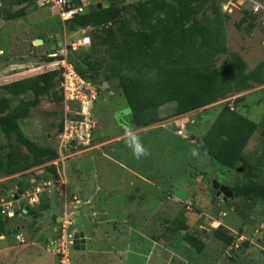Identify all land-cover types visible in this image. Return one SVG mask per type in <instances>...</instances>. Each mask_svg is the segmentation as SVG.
Instances as JSON below:
<instances>
[{"label": "trees", "instance_id": "16d2710c", "mask_svg": "<svg viewBox=\"0 0 264 264\" xmlns=\"http://www.w3.org/2000/svg\"><path fill=\"white\" fill-rule=\"evenodd\" d=\"M70 1L73 6L83 2ZM223 2L144 0L141 5L128 2L122 6V14L113 21L110 19L112 7L87 14L77 12L66 20L56 13L54 32L78 33L87 29L91 44L76 50L70 48L67 53L52 56L49 54L57 53L62 46L52 32L54 47L51 50L43 52L42 47L30 43L28 57L21 59L26 63L36 58L41 64L38 63L32 69L13 70L0 79V132L6 138V142H0V198L14 199V196L9 195L11 191L16 193L22 189L26 192L33 190L39 183L59 181L60 173L56 165L38 168L58 157V145L53 148L30 138L18 120L30 115L46 98L57 106L46 111L48 116L62 110V120L56 126V135L63 131L65 121L73 116L64 109L65 91L62 82L65 66L61 61L66 59L84 80L95 86L98 98L105 81L111 84L110 89L116 88L123 94L130 108V116L129 124L122 131L143 129L145 133L158 128H153V125L164 120L199 111H202V115L196 118L198 122L192 121L199 129H203L209 106H220L206 133L192 139L196 150L207 158L216 169L217 176L224 179L222 184L227 185L233 193L226 200L222 199V202L212 203L208 200L205 210V213L222 219L220 223L214 224L211 239L221 244L223 249L228 247L231 250L246 232L247 224L253 221L252 216L259 212V207L264 206V116L256 119L249 114L253 104H259L263 97L260 101L246 103L250 93L241 95L256 88L264 91V58L251 65L242 51L232 49L229 34L233 25L249 35L257 32L264 37V26L262 12L254 11L248 0L240 5V9L227 11L223 10ZM35 3L36 0H14V4L21 8L11 12L9 7H1L0 15L7 13L6 17L10 19L23 16L27 8ZM233 10H236L239 18L235 17ZM57 25H60L59 28ZM38 38L44 39L46 48L49 44L46 42H50L49 35L40 34ZM9 44L11 46L12 43ZM2 45L0 43V48ZM8 45L3 46L9 48ZM3 55L0 53V60L6 57V54ZM234 96L237 97L232 99ZM70 105L71 108L82 109L78 101H72ZM241 105L246 111L242 110ZM258 131L262 134V152L251 157L246 150ZM137 134H141V131ZM107 138L99 136L98 139ZM185 138L190 140L191 135ZM21 147H25V150ZM8 176L10 179L2 180ZM33 177L35 179L31 181ZM200 179L203 181L199 189L202 188L203 192L212 189L211 180ZM26 203L22 209L24 221L33 217L36 220L50 208V204L42 203L34 207ZM186 207H181L173 218L159 227L158 234L151 236L157 240L164 239L172 250L181 247L179 244L182 242H187L188 247L196 252L193 258L198 255V258L203 257L212 264L213 256H220L218 253L221 251L217 253L212 250L206 239L208 235L192 228L189 223L190 210ZM229 215L239 221L234 222L233 229L223 222ZM54 219L56 221V217ZM12 221L13 218L4 213L0 206V236L10 238L8 231L13 227L24 224L26 229L32 224L24 222L12 225ZM29 227L31 235L36 236L38 231ZM42 238L48 240L45 235ZM54 243L52 237L50 244ZM242 246L239 242L238 248ZM229 251L223 250L230 262L236 263V254L232 255ZM6 252L2 251L1 256L7 255ZM55 253L61 264V254L56 250ZM177 262L188 264L181 257Z\"/></svg>", "mask_w": 264, "mask_h": 264}, {"label": "rangeland", "instance_id": "374dc122", "mask_svg": "<svg viewBox=\"0 0 264 264\" xmlns=\"http://www.w3.org/2000/svg\"><path fill=\"white\" fill-rule=\"evenodd\" d=\"M27 11L29 16L24 17L23 22L17 25L21 28V31H17L20 34V41L23 36H25L23 40L28 41L31 37H36L37 34L49 35L55 31L56 13L54 17L49 10L40 9L34 4L29 6ZM232 12L236 18H239L236 10ZM45 13L48 14L47 18H45ZM58 22L60 21L58 20ZM10 24L6 23L3 27L4 31H1L0 43H3V45L13 42L9 38L11 34H8L13 31ZM14 26L13 24L12 27ZM59 26L57 25L58 28ZM60 35L68 43L76 42L73 38L76 36L66 34V32ZM58 37L57 34L56 38ZM229 38L232 49L242 51V54L251 65L264 58V37H261L257 32L249 35L232 25ZM53 39L54 37L48 40L51 42ZM46 43L48 44L49 41ZM25 44L26 42L22 41L17 44L19 46L15 43H12L13 46L11 47L9 44V48L1 46L0 53L6 54V57L0 60V79L13 70L32 69L38 63L41 64L36 58H33L30 62H22L23 57H28L27 52L30 48ZM41 45L36 44V46L42 47L43 52L49 50L47 46L45 48V45ZM64 46H61L58 52ZM11 60L19 64H11ZM114 84H116V81H114ZM114 84L112 83V85ZM109 87L110 85L106 88ZM256 89L241 94L250 93L247 96L246 103L248 101H260L262 97L264 99V91ZM236 97L234 96L232 99ZM263 99L259 104H253L250 108V117L263 118ZM94 107L90 106L89 103L86 111L93 112L94 124L97 125L95 135L98 138L102 136L108 137V139L104 140L106 144L98 145L96 143L97 148L92 149L97 154V158L94 157L91 162L94 168L88 165L82 168L87 173V180H90L85 185L89 186L91 184V194L92 197L94 196L93 200L91 197V204L94 208L92 209L90 206L85 208L84 216L75 214V224L72 229L74 230L77 227L78 222L92 221V225H83L90 228L87 229L88 235L89 232L93 233L95 227L96 238L88 241L87 250H76L74 247L71 248V251L69 250L73 256L72 264H180L177 262L179 257L188 264H210L209 260H205L203 257L198 258V255L197 258H193L196 252L188 247L187 242H182L181 245L179 244L181 247L172 250L167 246L164 239L157 240L151 236L152 234H158L159 227L169 221L168 219L173 218L183 206H187L186 209L190 210L189 223L192 228L200 231L206 228L205 233L208 236H205H207L206 239L213 248L212 250L223 253H218L220 256H213L214 263L212 262V264H264V248H261L264 247V206L258 208L259 212L252 216L253 221L251 220L247 224L245 227L246 232L240 237L239 241L249 240L248 246H242L239 249L236 245L233 253H231L232 255L236 254V263H231L226 252H223V250L229 251L230 248L223 249L221 244L211 239L210 233L214 224L220 223L222 219L205 213L206 204L208 200L212 203L222 202L223 198L216 197L213 199L210 193L212 189L206 192H203L202 188L199 189L201 181H203L200 178L203 177L207 181L217 180L219 183H223L224 179L217 176L216 169L213 168L212 164L196 150L192 138L206 133L218 112L220 107L218 104L209 106L205 113L203 129H199L192 121L194 119V122H198L196 118L202 115V111H199L179 118L164 120V122L153 125V128L159 126L158 128L145 133H143V129L133 131L148 150V155L140 159L133 156L132 149L126 142L128 140L126 131H122L129 124L128 118L130 116V108L123 94L116 88L103 89ZM56 108L55 103L44 98L42 103L31 111L30 115L23 116L18 121L30 138L42 144H48L53 148L58 145L59 148L62 138L56 135V126L62 120V110L55 112L53 116H48L46 113L48 109ZM76 108H72V111ZM241 108L246 111L244 105H241ZM58 109L60 110V108ZM64 109L66 111L69 109L68 100L64 104ZM210 116L212 117L208 121ZM140 131L141 134H137ZM0 133V142H6L4 134ZM190 135V140L185 138V136ZM261 139L262 134L258 131L248 144L246 151L249 156L253 157L261 154ZM21 148L25 150V147ZM75 150L80 153L91 149L80 144ZM71 158H68L66 163L64 162L66 168L64 174L67 177L68 190L73 193L72 190H75L76 187L74 186L77 185L73 180L76 174L72 177L67 170ZM84 159L85 157L78 158L77 165L81 166L86 163ZM61 175L63 178L62 172ZM7 179H10V176L2 180ZM47 190L48 188L44 191ZM193 205L196 206L193 207ZM83 207L84 205L81 208ZM57 211L62 212L63 208L59 207ZM34 219V217L33 219L28 218L25 222L27 224H33L34 222L33 225L28 226H32V229L37 230L38 233H43L48 240L43 243L39 240L42 246L28 243L31 240V231L29 230L31 228L27 226V231L23 233L27 238L26 243H20L14 235H9L10 238L7 241L4 240L5 242L1 240L0 249L3 246L10 247H7V255L3 257L1 256L3 254H0V264H4L3 261H6L7 264H59L55 253L56 245L50 244L51 238L54 239L60 232L58 223L53 221L51 225H47L45 215L36 218V220ZM24 220L22 216H19L12 224L18 222L23 224ZM235 221L239 222L238 218L231 215L223 219V222L232 229L235 228ZM258 238L261 240L257 241ZM94 252H97V254H94ZM189 255H191V258ZM248 259L253 262L250 263Z\"/></svg>", "mask_w": 264, "mask_h": 264}, {"label": "built area", "instance_id": "2783aa9c", "mask_svg": "<svg viewBox=\"0 0 264 264\" xmlns=\"http://www.w3.org/2000/svg\"><path fill=\"white\" fill-rule=\"evenodd\" d=\"M252 3V7L256 12H262V25L264 26V0H248ZM245 0H224L223 10H231L233 8L240 9V5L244 4ZM38 7L48 6L53 13H58L62 20L69 19L74 13L83 10V5L73 6L70 0H36ZM90 43V37L84 36L81 40L72 44L73 49L79 48L82 44ZM65 50L61 49L59 54L67 52V46ZM58 53L51 54L52 56ZM65 70L63 72L64 80L62 86L65 91L66 100L80 101L82 103V109L76 111V114L84 115V119L70 118L65 121L63 133L60 135V150L66 149L70 142H78L83 145L89 146L91 144V132L93 122L91 119V112L86 111L88 104L92 106V102L97 98V91L95 87L85 81L75 70L72 64H69L66 59L61 61ZM59 63V62H57ZM74 200L77 201V197L74 196ZM31 201H37L36 197H32ZM10 206V204H9ZM72 224L70 215L66 216L63 220L61 227V235L55 240L56 252L61 254V264H70V246L73 242V234L69 227ZM20 238V236H19ZM23 240L22 238H20Z\"/></svg>", "mask_w": 264, "mask_h": 264}, {"label": "clouds", "instance_id": "9594fccd", "mask_svg": "<svg viewBox=\"0 0 264 264\" xmlns=\"http://www.w3.org/2000/svg\"><path fill=\"white\" fill-rule=\"evenodd\" d=\"M83 2H82V4L81 5H83V7H84V3L86 2L85 0H82ZM34 5H36V3L34 4ZM37 6V5H36ZM45 7H48V6H45ZM40 8H43V7H40ZM89 36V35H87V34H84L83 36H81V37H79L78 39H76V42H78L79 40H81L84 36ZM90 37V36H89ZM76 42H72V43H61V45L63 46V45H65V46H67V50L68 49H70V48H72V44L73 43H76ZM91 44V37H90V43H88V44H82L81 46H79V48L80 47H87V46H89ZM64 46V47H65ZM63 47V48H64ZM62 48V49H63ZM73 49V48H72ZM78 49V48H77ZM74 50H76V49H74ZM58 53V52H57ZM67 53V52H66ZM52 54H54V53H52ZM49 55H51V54H49ZM56 56V55H55ZM86 81V80H85ZM88 82V81H87ZM105 82H107L108 83V86L109 85H111L108 81H105ZM91 83V82H90ZM92 84V83H91ZM93 85V84H92ZM94 86V85H93ZM107 86V87H108ZM95 87V86H94ZM113 88V87H112ZM111 88V89H112ZM96 89V88H95ZM104 89H110V87L109 88H106V87H104ZM98 95V94H97ZM98 98V97H97ZM96 98V99H97ZM96 99L92 102V107H94V104H95V102H96ZM73 101H76V100H73ZM70 102H72V101H69L68 100V105H69V109L67 110V111H65L66 113H68V114H71V115H73L72 116V118H78V119H84V115H80V114H76V111H80L81 109H78V108H76V109H74L73 111H72V108H70ZM78 102H80V101H78ZM81 103V102H80ZM65 104H66V97H65ZM82 104V103H81ZM91 119H92V122H93V126H92V132H91V144L89 145V146H86V145H83V146H85V147H87V148H89V149H95V148H97V144L99 145V144H101V145H103V144H106L105 142H103L104 140H106V139H103V140H100L99 141V139H98V137H96V135H95V133H96V127H97V125H95L94 124V122H95V119L93 118V112H91ZM63 130H64V128H63ZM63 133V131L60 133V134H58L59 136L61 135ZM126 136L128 137V140L126 141L127 142V144H128V146L132 149V154H133V156L136 158V159H140V158H142V157H144V156H147L148 155V150H147V148L143 145V143L140 141V138L137 136V135H135L134 134V132L131 130V129H128V130H126ZM98 139V140H97ZM97 143V144H96ZM81 143H78V142H70V145L66 148V149H63V150H60V148H58V157L56 158V159H54V160H52V161H50V162H48V163H46V164H44V165H41V166H39L38 168H43L45 165H48V164H54V165H56V167L58 168V171H59V173H60V177H59V181H57V182H54V181H48V182H42V183H39V184H37L36 185V187L33 189V190H28V191H24V190H22V189H19V190H22L23 192L22 193H20L19 194V196H17L18 195V192H19V190L16 192V193H13L12 191H11V194L9 193V195H11V196H14V199H7L6 197H1L0 198V206L2 207V209H3V212L4 213H6L9 217H12L13 218V221L15 220V219H17V217H19V216H22L23 218H24V216L23 215H25V213H24V211L22 212V209H23V205H24V203H26V201H27V203L26 204H29V205H31V206H34V207H37L38 205H41L42 203L43 204H50L49 203V201H48V196H47V192H48V190H49V188L52 186V185H56V184H61V185H66V186H68V184H67V177H66V175L64 174L65 173V166H64V162L66 163V160L68 159V158H71V157H73L74 155H76V154H78L77 152H78V150H75L76 148H78L79 147V145H80ZM193 154H195V153H193ZM61 162V163H60ZM60 163V164H59ZM68 170V169H67ZM61 172L63 173V178H62V175H61ZM32 177V176H31ZM34 177L32 178V179H30L31 181H34ZM213 181V180H212ZM214 182V181H213ZM212 182V190H211V196H212V198L213 199H215L216 197H222L224 200H226L224 197L226 196L225 195V193H224V191H223V189H222V186L224 185V184H222L221 182L219 183V186L217 187V192L218 191H220L221 192V194H219V195H217V192L213 195L212 194V191L214 190V183ZM61 185H58V186H61ZM225 186H227V185H225ZM61 187H63V186H61ZM46 188H48V190L47 191H44ZM14 194V195H13ZM74 196H76L77 197V201H75L74 200ZM32 197H36L37 198V201H34V202H32L31 201V198ZM212 199V200H213ZM80 201V199H79V197L77 196V195H74V194H72V193H69V200L66 202V208H65V211H64V213H63V215H62V217L57 221L56 220V223H58V225H59V234L54 238L55 240L61 235V227H62V223H63V220L65 219V217L66 216H68V215H70V217H71V221H72V224L70 225V227H69V229H70V231H71V233L73 234V242H72V244H71V246H70V251H71V248L72 247H74V235H75V232H76V229H77V227L79 226L78 224L76 225L77 227H75V229L73 230L72 228H73V226H74V224H75V222H74V215L75 214H77V210L80 208V210H82L81 209V207L83 206H78V204H77V202H79ZM9 204H10V206H9ZM19 204V205H18ZM26 206V205H25ZM50 207H51V204H50ZM69 209H71L70 211H69ZM49 209H47L45 212H44V214H46V212L48 211ZM16 211L18 212V214H16ZM43 215V214H42ZM77 215H79V216H81L82 214H77ZM82 216H84V215H82ZM40 217H42V216H40ZM29 219H31V218H29ZM13 221H12V223H13ZM25 222V221H24ZM18 223H20V224H22L21 222H18ZM18 223H16V224H18ZM12 225H14V224H12ZM14 229H18V232L17 233H11V234H9V231H12V230H14ZM22 229H24L22 226H20V225H18V226H15V227H13L12 229H10L9 231H8V235H14V236H16V239L17 240H19L20 241V243H26L27 242V238L25 237V235L23 234V230ZM85 232V231H84ZM19 236H20V238H22L23 240H21L20 238H19ZM6 238V236L5 235H1L0 236V239L1 240H3V239H5ZM240 239H238V241H239ZM240 243L242 242V241H239ZM54 244H56V243H54ZM237 245V247H238V244H236ZM236 245L235 246H233L232 248H236ZM57 247V246H56ZM55 250H56V248H55ZM80 250V249H79ZM71 253H70V264H72V258H71Z\"/></svg>", "mask_w": 264, "mask_h": 264}, {"label": "crops", "instance_id": "0c3cea01", "mask_svg": "<svg viewBox=\"0 0 264 264\" xmlns=\"http://www.w3.org/2000/svg\"><path fill=\"white\" fill-rule=\"evenodd\" d=\"M87 4V2H85L84 3V6ZM9 7L11 10V12H14V11H17V10H19L20 8H21V6L20 5H15L14 4V0H0V9H1V7ZM105 8V7H104ZM29 9V7L27 8V10ZM40 9H42V8H40ZM43 9H47V10H49L50 9V7H43ZM26 10V12L24 13V15L23 16H19V17H17V18H7L6 17V15L8 16V14L6 13V15L5 14H3V15H0V34H1V31L3 32L4 31V26H5V24L6 23H11L10 25H11V30L13 29V31H12V33H8V34H11V35H9V38H10V40H12L13 42L12 43H15V45H17V44H19V43H21L22 41L25 43L26 42V44H25V46H29V44L30 43H32L34 46H36V44H35V40H37V39H39L38 38V34H37V36L36 37H34V38H30V40H28V41H24L23 40V38L25 37V36H23V38L21 37V41H20V39H19V37H20V34H18V32L17 31H21V28H19L17 25L18 24H21L22 22H23V18L24 17H26L27 15H28V11ZM97 10H100V9H97ZM96 10V11H97ZM45 11V10H44ZM50 11H51V9H50ZM112 12V11H111ZM46 14V13H45ZM52 16L53 15H55V14H53L52 13V11H51V13H50ZM48 14H46L45 15V18H47L48 16H47ZM29 16V15H28ZM44 18V19H45ZM3 20V21H2ZM13 24L15 25L14 27H12L13 26ZM30 27H31V25H30ZM29 27V28H30ZM22 30H24V29H22ZM26 30V29H25ZM39 32V31H38ZM58 32L59 31H57V32H54V33H57L58 34ZM64 32V31H63ZM62 32V33H63ZM53 34V33H52ZM52 34H49V37L50 38H52ZM57 34H54L55 35V37H56V35ZM61 34V33H60ZM60 34H58V39H59V45H61V43H68L67 41H66V39L64 38H61V35ZM66 34H69V35H72V36H76V37H73L75 40L76 39H78L79 37H81V35L83 36L84 34H87V29H83L82 31H80V32H73V33H67L66 32ZM13 35V37L11 38V36ZM27 37H30V36H27ZM26 39V38H25ZM49 39V38H48ZM20 41V42H19ZM43 43H44V39H43ZM42 43V44H43ZM50 44L47 46L48 47V49L49 50H51L52 48H53V44H51V43H54V42H49ZM44 45V44H43ZM42 45V46H43ZM11 46H13V45H11ZM10 46V47H11ZM17 46H19V45H17ZM1 49V48H0ZM2 52V51H1ZM11 58V57H10ZM11 64H19V63H16V61H13V60H11ZM10 64V65H11ZM108 139V138H107ZM105 142V141H104ZM106 143V142H105ZM112 144H113V142H112ZM102 151V150H101ZM111 153H112V151H111ZM80 157H85V159H84V161L87 163H83L81 166H78L77 165V159L78 158H80ZM97 158V154L95 153V151L94 150H86V151H81L80 153H78V154H76V155H74L71 159H70V161L68 162V172H70V174H71V176L73 177L75 174V177H74V179L73 180H75L74 181V183H76L77 185H73L74 187H76L75 188V190H72L73 191V193L72 194H74V195H77L78 197H79V199H80V201L79 202H77V204H78V206L80 207V206H82V205H84V207L83 208H81L82 210H80V208L77 210V214H82V215H84V210H85V208H88L89 206L93 209L94 207H92V204H91V197H92V191H91V184L89 185V186H86L85 184H86V182H90V180H87V173L85 172V170H83L82 168L83 167H85V165H88V166H90L91 168H94V166L93 165H91V162H92V160H93V158ZM96 165V164H95ZM96 171V170H95ZM58 185H61V184H56V185H52L50 188H49V190H48V192H47V196H48V201H49V203L51 204V207L49 208V210L46 212V214H43L42 215V217L45 215V223L47 224V225H51L52 224V222L55 220L54 218L56 217V220L58 221L61 217H62V215H63V213H64V211H65V205H66V202L69 200V193H70V190H68V186H67V189H66V185H61V186H63V187H61V186H58ZM93 198H94V196L92 197V200H93ZM59 207H62L63 208V211L62 212H59V211H57V209L59 208ZM44 222V221H43ZM56 221H54V223H55ZM92 223V221H89L88 222V220H87V222H81V223H79L78 222V225H81V226H83V230L85 231V236H86V239H87V241H86V246H85V249L87 250V246H88V241L89 240H93V238H96V236H95V234H96V232L94 231V229H95V227L93 228V233H90L89 232V235H88V231H87V229H90V228H88V227H86L85 225H83V224H89V225H92L91 224ZM45 226V225H44ZM22 227L24 228V229H22L23 230V233H25L26 231H27V229H25V225L23 224L22 225ZM46 227V226H45ZM92 227V226H91ZM42 231V230H41ZM42 236L44 237V235H42L41 233H38V234H36V236H33V235H31L30 237V241L28 242V243H30V244H36L37 246L40 244V242H39V240L40 241H42V243L45 241L44 240V238H42ZM7 239H9V238H5V239H3V241L4 240H6L7 241ZM36 239H38V240H36ZM5 242V241H4ZM41 246H42V244H40ZM8 246H3L2 247V249H0L1 251H7L8 250V248L10 247H8ZM80 250H83V249H80ZM97 251V250H96ZM94 254H97V252H94ZM73 256L71 255V258H72Z\"/></svg>", "mask_w": 264, "mask_h": 264}, {"label": "water", "instance_id": "95a60500", "mask_svg": "<svg viewBox=\"0 0 264 264\" xmlns=\"http://www.w3.org/2000/svg\"><path fill=\"white\" fill-rule=\"evenodd\" d=\"M87 4L83 7V10L80 11L81 14H87L90 12H94L97 9H102L104 7H112V12L110 14L111 21L117 19L122 14V6L128 2H135L138 5H141L144 0H85ZM43 39L39 38L35 40V44H42ZM108 83L104 82V87H107ZM194 138V137H193ZM214 190L212 191V194L214 195L217 191V187L219 186V182L217 180H214ZM222 189L225 193V199H227L229 196H232L233 193L231 189L228 186L223 185ZM22 190H19L18 195L22 193ZM221 194L220 191L217 192V195ZM18 229H14L12 231H9V234L11 233H17ZM86 236L85 232L83 230V226L79 225L76 229L75 235H74V248L76 250L79 249H85L86 244ZM241 244L243 246H248V241H242ZM232 251L230 253H233L234 248L231 249Z\"/></svg>", "mask_w": 264, "mask_h": 264}, {"label": "flooded vegetation", "instance_id": "af4514ba", "mask_svg": "<svg viewBox=\"0 0 264 264\" xmlns=\"http://www.w3.org/2000/svg\"><path fill=\"white\" fill-rule=\"evenodd\" d=\"M206 231H207V229H206V228H204V230H203V232H204V235H206V233H205ZM260 240H261V239H259V238L257 239V241H260ZM261 248H264V247H261Z\"/></svg>", "mask_w": 264, "mask_h": 264}]
</instances>
